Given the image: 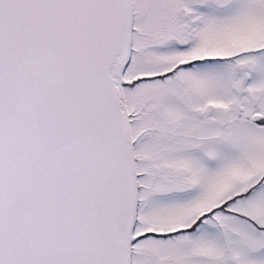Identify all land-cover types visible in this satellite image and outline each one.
<instances>
[{
  "label": "snow or ice",
  "instance_id": "1",
  "mask_svg": "<svg viewBox=\"0 0 264 264\" xmlns=\"http://www.w3.org/2000/svg\"><path fill=\"white\" fill-rule=\"evenodd\" d=\"M0 264H264V0H0Z\"/></svg>",
  "mask_w": 264,
  "mask_h": 264
}]
</instances>
